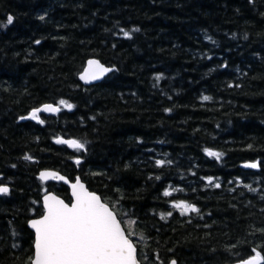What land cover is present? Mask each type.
<instances>
[{"label": "trees", "instance_id": "1", "mask_svg": "<svg viewBox=\"0 0 264 264\" xmlns=\"http://www.w3.org/2000/svg\"><path fill=\"white\" fill-rule=\"evenodd\" d=\"M91 58L114 70L84 86ZM43 169L99 194L142 264L264 257V0H0V264L31 263L46 192L71 201Z\"/></svg>", "mask_w": 264, "mask_h": 264}, {"label": "snow or ice", "instance_id": "2", "mask_svg": "<svg viewBox=\"0 0 264 264\" xmlns=\"http://www.w3.org/2000/svg\"><path fill=\"white\" fill-rule=\"evenodd\" d=\"M7 22L11 24L12 17H9ZM125 35L128 34L125 33ZM108 71L110 69L103 68L96 61H90L89 70L80 78L85 82H90L100 79ZM204 99L209 98L204 97ZM59 103L69 110L73 107L63 100ZM59 111V107L44 105L22 119L43 123L39 116L40 112L57 113ZM56 142L67 143L75 149L84 147L76 140L58 139ZM206 154L216 159H219L221 155L211 150H206ZM76 163L79 164L80 161L77 160ZM258 166L257 163L244 164L245 168H257ZM40 179L46 181L64 178L53 172H42ZM208 182L212 183L211 179ZM215 186L220 187L219 184ZM72 189L75 202L71 206L55 196H45L46 213L41 219L31 223V227L35 230V255L32 264H138L135 247L125 236L109 208L101 202L98 196L87 192L79 180L72 185ZM7 192V187H0V194H7ZM170 194L168 191L164 193L165 196ZM173 207L182 209L181 214L199 211L196 207L183 202L176 203ZM172 264H175V261ZM242 264H264V257L256 252L255 256L243 261Z\"/></svg>", "mask_w": 264, "mask_h": 264}, {"label": "water", "instance_id": "3", "mask_svg": "<svg viewBox=\"0 0 264 264\" xmlns=\"http://www.w3.org/2000/svg\"><path fill=\"white\" fill-rule=\"evenodd\" d=\"M90 61H96V62H97L99 65H101L103 68L110 69V71L104 73V74L101 76L100 79L91 80L90 82H85V80H82L80 77H81L82 75H84V73H85L86 71L89 70V62H90ZM113 70H114V68H112V67H108V66L104 65L100 60H98V59H96V58H91V59H89V60L86 61V65H85L83 71L79 74L78 77H79V80L81 81V83H82L84 86H91V85H95V84L101 83V82H102V81H103V80H104V79H105V78H106L111 72H113ZM44 105H52L53 107H57V106H55V105H53V104H43V105H41L40 107H38V108H36V109L42 108ZM34 110H35V109H34ZM32 111H33V110H32ZM32 111H31V112H32ZM59 112H60V111H59ZM59 112H57V113L40 112L39 114H46V115L57 116V115L59 114ZM30 114H31V113H30ZM58 139H59V140H64V141L75 140V139H64V138H58ZM58 139H57V140H58ZM76 141H77V140H76ZM77 142H79V141H77ZM79 143H80V142H79ZM61 144H64V145H67L68 147H70L67 143H61ZM70 148H73V147H70ZM73 149H75V148H73ZM248 163H251V162H248ZM244 164H246V163H244ZM244 164L242 165L243 167H244ZM257 164H258V163H257ZM258 167H259V166H258ZM258 167H257V168H258ZM257 168H254V169H257ZM42 172H53V173H55L57 176H61V177H63L64 179H62V180H61V179H48V180H46V181H42V180L40 179V174H41ZM37 177H38V179H39L42 183H50V182H54V183H62L63 185H65V186L68 188V190H69V195H70V199H71V201H70V203H67L63 198L59 197L58 195H56V194L53 193V192H47V193H45V194L41 197L42 207H43V210H44L43 214H42L40 217L32 218V219H30V220L27 222V227H28L29 230H31V231L33 232V234H34V243H33L34 252H33V258H32V260H31V263H30V264H32V261H33V259H34V255H35V247H34V244H35V230L31 227V223H32L33 221H35V220H39V219H41V218L43 217V215L46 213V209L44 208V198H45V196H48V195L55 196L57 199H60V200L64 201L66 204H68L69 206H71V204H73V203L75 202V197L73 196L72 185H73L74 183H76L77 180H79V182L84 186V189H85L87 192L92 193V194L98 196V197L100 198L101 202L104 203V204L109 208V210L113 213V215L116 217V220H117V222L119 223V225H120V227H121V230L124 232L125 236L129 239L130 243H132L133 246L135 247V249H136V253H137V261H138V264H141V262H140V260H139V258H138V250H137V247H136L134 241L128 236V234H127V232H126V230H125V228H124L122 222H121L120 219L118 218L116 212L110 207V205H108L107 203H105V202L102 200V198H101V196H100L99 194H97L96 192L91 191V190L87 187L86 183L82 181V179H81L80 176H76V177L74 178V180H70L68 177H66L65 175L61 174V173L58 172V171L51 170V169H43V170L39 171ZM0 187H7V188H8V192H10V186H7V185H0ZM8 192H7V193H8ZM2 195H3V194H0V196H2ZM249 259H250V258H249ZM246 260H247V259H246ZM173 261H175V264H178V262H177L175 259H172L168 264H172ZM243 261H245V260H242V261L236 262V263H234V264H242Z\"/></svg>", "mask_w": 264, "mask_h": 264}, {"label": "rangeland", "instance_id": "4", "mask_svg": "<svg viewBox=\"0 0 264 264\" xmlns=\"http://www.w3.org/2000/svg\"><path fill=\"white\" fill-rule=\"evenodd\" d=\"M128 235L132 238V235L128 232Z\"/></svg>", "mask_w": 264, "mask_h": 264}]
</instances>
